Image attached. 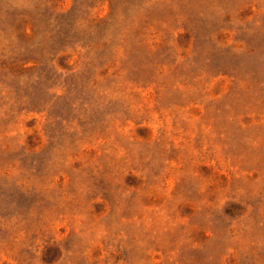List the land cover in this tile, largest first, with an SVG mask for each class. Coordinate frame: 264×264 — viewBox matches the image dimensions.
<instances>
[{
    "label": "rangeland",
    "instance_id": "374dc122",
    "mask_svg": "<svg viewBox=\"0 0 264 264\" xmlns=\"http://www.w3.org/2000/svg\"><path fill=\"white\" fill-rule=\"evenodd\" d=\"M0 264H264V0H0Z\"/></svg>",
    "mask_w": 264,
    "mask_h": 264
}]
</instances>
